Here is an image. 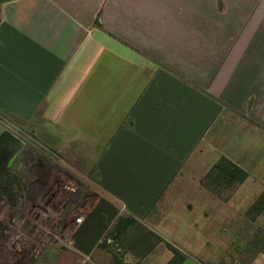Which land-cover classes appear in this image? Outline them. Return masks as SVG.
I'll return each mask as SVG.
<instances>
[{
	"label": "crops",
	"instance_id": "crops-1",
	"mask_svg": "<svg viewBox=\"0 0 264 264\" xmlns=\"http://www.w3.org/2000/svg\"><path fill=\"white\" fill-rule=\"evenodd\" d=\"M0 5V116L39 125L75 172L94 171L101 197L133 221L120 239H143L141 254L109 237L123 255L97 245L36 264L239 255L264 226L249 217L264 207V0ZM223 159L247 173L225 189L208 183Z\"/></svg>",
	"mask_w": 264,
	"mask_h": 264
},
{
	"label": "rangeland",
	"instance_id": "rangeland-1",
	"mask_svg": "<svg viewBox=\"0 0 264 264\" xmlns=\"http://www.w3.org/2000/svg\"><path fill=\"white\" fill-rule=\"evenodd\" d=\"M3 134H8L12 138L16 150L6 162L5 167L0 165V264H36L44 261L45 257L50 258L51 253L55 251L71 250L66 246L69 241L65 238V234H63V241L55 238L59 224L47 225L41 217V205L49 208L51 197H54L59 205L63 204L66 187L71 185L76 186L82 192L83 199L90 201V203L85 202L90 211L77 234L80 232L82 236V230L88 228L95 232L97 241L84 242V248L91 250L101 245L108 249V238L110 237L113 238L112 243L115 244L113 246L117 249L121 245L125 252L127 246L137 254L144 252L141 248L143 239L140 237L135 240L136 242L132 241L126 245L120 239L121 227H130L127 225L130 219L123 220L117 216L115 207L101 197L96 186L94 171L75 172L71 168L72 164L66 162L65 158H62L58 151L48 144L47 133L41 131L39 125H36L35 133L20 125L0 127V154L4 151L1 149H5L8 142V138H5L6 140L2 138ZM15 155L14 162L9 166L10 159ZM16 160H20L19 167L14 165ZM78 164L80 166V163ZM219 170L214 172L208 183L221 189L232 186L233 184L226 178L220 176ZM259 199L256 204L261 205ZM263 211L264 207L261 206L256 209L252 208L250 219L254 221L259 214L264 215ZM258 225L260 227L250 236L247 247L236 257H221L220 264H264V229L262 228L264 226ZM136 237L134 234V238ZM73 247L76 249L75 241ZM117 249L110 246L108 251L121 255L122 252H118ZM87 253L86 255H90ZM92 258L94 264L103 263L102 259ZM120 258L118 256L116 262L123 264ZM178 260L179 258L176 257L175 261ZM175 261L173 264L176 263ZM205 262L208 264V261L205 260ZM80 263L79 257L77 264ZM134 264H139V262Z\"/></svg>",
	"mask_w": 264,
	"mask_h": 264
},
{
	"label": "built area",
	"instance_id": "built-area-1",
	"mask_svg": "<svg viewBox=\"0 0 264 264\" xmlns=\"http://www.w3.org/2000/svg\"><path fill=\"white\" fill-rule=\"evenodd\" d=\"M0 121L3 122L4 119L0 116ZM4 123L8 125L5 121ZM66 193L64 194V203L58 204V201L51 197V206L49 208L41 205L43 222L47 225H58V233L55 238L59 241H63V234L65 238H68V246L73 249V237L76 234L79 227L84 222L87 213L90 211L85 202L90 203V201L82 198V192L74 185L66 187ZM45 209V210H44ZM44 211V212H43ZM61 221V222H60ZM47 230V228H46ZM49 231V230H47ZM90 255H84L82 259L83 264H89L91 262Z\"/></svg>",
	"mask_w": 264,
	"mask_h": 264
},
{
	"label": "trees",
	"instance_id": "trees-1",
	"mask_svg": "<svg viewBox=\"0 0 264 264\" xmlns=\"http://www.w3.org/2000/svg\"><path fill=\"white\" fill-rule=\"evenodd\" d=\"M0 10H1V5H0ZM2 136L1 137L4 139L8 138L7 139L8 142L5 145L6 147L5 149H1L4 151L0 154V165L1 167L2 166L5 167L6 162L9 160L10 156L14 153V151L16 150V147L15 145H13L14 144L13 140L11 137L8 136V134H3ZM217 169H220L219 170L221 174L220 176H223V178H226L228 182H230L231 184L242 182L247 177V173L244 170L240 169L239 167H237L236 165H234L227 159H223L222 162L217 166ZM259 202L262 206H264V194L260 197ZM253 208L256 209L258 207L254 206ZM130 223H133V221L131 220L129 222L127 221V225ZM77 232L74 235L75 237L74 241H75L76 248L82 252H88L90 249L85 250L86 248H84L85 246L83 244L84 242H88V241H90L91 243L95 242V240L97 241V238L95 237V232L91 231V233H87V228L82 230V236L80 232L78 234ZM84 233H86V236H83Z\"/></svg>",
	"mask_w": 264,
	"mask_h": 264
},
{
	"label": "water",
	"instance_id": "water-1",
	"mask_svg": "<svg viewBox=\"0 0 264 264\" xmlns=\"http://www.w3.org/2000/svg\"><path fill=\"white\" fill-rule=\"evenodd\" d=\"M15 158H16V155H15L13 158L10 159V161H9V166L14 162ZM15 162H16V161H15ZM15 165H16V163H15Z\"/></svg>",
	"mask_w": 264,
	"mask_h": 264
},
{
	"label": "flooded vegetation",
	"instance_id": "flooded-vegetation-1",
	"mask_svg": "<svg viewBox=\"0 0 264 264\" xmlns=\"http://www.w3.org/2000/svg\"><path fill=\"white\" fill-rule=\"evenodd\" d=\"M15 163H16V165L14 164V165H15V167H19V166H20V160H16V162H15Z\"/></svg>",
	"mask_w": 264,
	"mask_h": 264
}]
</instances>
